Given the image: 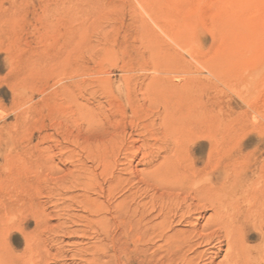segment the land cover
<instances>
[{
  "label": "rangeland",
  "instance_id": "1",
  "mask_svg": "<svg viewBox=\"0 0 264 264\" xmlns=\"http://www.w3.org/2000/svg\"><path fill=\"white\" fill-rule=\"evenodd\" d=\"M0 253L264 264V0H0Z\"/></svg>",
  "mask_w": 264,
  "mask_h": 264
},
{
  "label": "bare ground",
  "instance_id": "2",
  "mask_svg": "<svg viewBox=\"0 0 264 264\" xmlns=\"http://www.w3.org/2000/svg\"><path fill=\"white\" fill-rule=\"evenodd\" d=\"M168 75V74H167ZM157 76V75H156ZM164 76V74L162 75V78L160 79V81L162 80V82H161V88H162V84H164V85H166V88H167V90L168 91H172V90H176L177 89V84H175V83H173L172 82V80H170L169 81V77L167 76V77H163ZM154 77V76H153ZM157 78V77H156ZM155 79V78H154ZM153 79V80H154ZM159 79V78H158ZM156 81V80H155ZM157 81H159V80H157ZM156 84V83H155ZM154 84V85H155ZM157 84H160V82L159 83H157ZM163 85V86H164ZM156 86H158L159 87V85H156ZM165 87V86H164ZM185 87L186 88H184L185 89V91H189V88H190V86L189 85H185ZM156 88V89H155ZM154 89L157 91V87H155ZM160 88V87H159ZM158 88V89H159ZM160 88V89H161ZM165 88V89H166ZM159 89V90H160ZM165 89H164V91H165ZM164 91H162V92H164ZM193 95V94H192ZM175 96V95H174ZM195 98V97H194ZM190 104H191V101H190ZM187 106V105H186ZM195 106V105H194ZM198 106V105H197ZM192 107H193V104H192ZM195 109V108H194ZM186 110V109H185ZM184 110V111H185ZM187 110H188V108H187ZM186 110V111H187ZM184 111H183V113H184ZM192 111V110H191ZM182 113V112H181ZM185 114V113H184ZM182 115V114H181ZM184 116V115H183ZM183 116H181V117H183ZM174 117V116H173ZM176 117V116H175ZM185 118V117H184ZM183 119V118H182ZM182 119H181V121H182ZM191 119V118H190ZM171 120V119H170ZM177 120V119H176ZM185 120V119H184ZM178 121H180V118L178 119ZM178 121H177V124L180 126L181 124H179L178 123ZM180 121V122H181ZM194 122V121H193ZM183 123V122H182ZM175 124V123H174ZM184 124V123H183ZM182 126V125H181ZM188 126V125H187ZM171 127V126H170ZM183 128H185V127H183ZM169 130V129H168ZM179 130H181V128L179 129ZM8 222V221H7ZM30 238H32L31 236H30ZM27 239H28V237H27ZM33 239V238H32ZM30 241H31V239H30ZM26 243H27V240H26ZM27 247L26 248H24V249H26L25 251H32L33 250V242H28L27 244ZM35 245V244H34ZM24 251V252H25ZM26 253V252H25ZM31 253V252H30ZM33 253V252H32ZM10 254V253H9ZM22 254V253H21ZM21 254H20V256H21ZM27 254V253H26ZM29 254V253H28ZM24 255V254H23ZM18 256V255H17ZM15 257V256H10V255H8V253H5V254H2V253H0V264H19V261H22L23 260V262L24 263H26V264H35L34 263V261L31 259V258H29L28 260L26 259V260H24L22 257ZM28 257V256H27ZM22 258V259H21ZM26 258V257H25ZM27 261V262H26Z\"/></svg>",
  "mask_w": 264,
  "mask_h": 264
}]
</instances>
